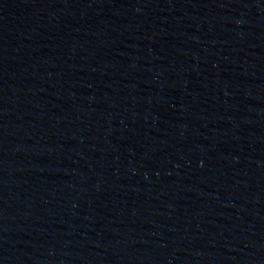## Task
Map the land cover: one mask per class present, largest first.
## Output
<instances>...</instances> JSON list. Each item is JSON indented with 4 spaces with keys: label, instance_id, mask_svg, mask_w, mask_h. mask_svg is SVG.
<instances>
[{
    "label": "water",
    "instance_id": "1",
    "mask_svg": "<svg viewBox=\"0 0 264 264\" xmlns=\"http://www.w3.org/2000/svg\"><path fill=\"white\" fill-rule=\"evenodd\" d=\"M0 264H264V0H0Z\"/></svg>",
    "mask_w": 264,
    "mask_h": 264
}]
</instances>
